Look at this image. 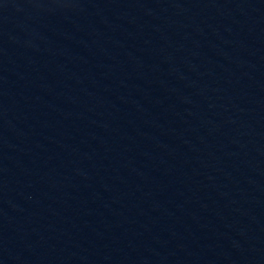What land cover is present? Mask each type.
Here are the masks:
<instances>
[{
	"label": "water",
	"instance_id": "water-1",
	"mask_svg": "<svg viewBox=\"0 0 264 264\" xmlns=\"http://www.w3.org/2000/svg\"><path fill=\"white\" fill-rule=\"evenodd\" d=\"M0 264H264V0H0Z\"/></svg>",
	"mask_w": 264,
	"mask_h": 264
}]
</instances>
